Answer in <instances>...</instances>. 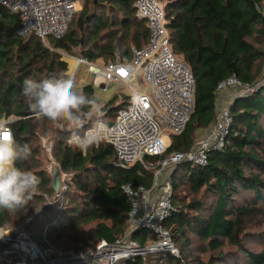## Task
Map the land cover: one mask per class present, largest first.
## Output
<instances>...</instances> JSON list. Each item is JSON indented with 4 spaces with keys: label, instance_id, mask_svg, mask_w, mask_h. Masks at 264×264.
Here are the masks:
<instances>
[{
    "label": "trees",
    "instance_id": "trees-1",
    "mask_svg": "<svg viewBox=\"0 0 264 264\" xmlns=\"http://www.w3.org/2000/svg\"><path fill=\"white\" fill-rule=\"evenodd\" d=\"M80 1L82 9L66 36L49 39V45L36 36L21 37L20 16L0 6V120L15 118L10 124L14 138L32 150L17 167L40 178L25 206L14 212L0 209V226L28 220L31 237L48 226L49 246L64 251L94 248L101 240L112 243L124 234L131 203L122 187L150 188L155 173L141 164L119 167L114 147L106 142L87 153L69 145V124L57 129L38 117L22 94L25 78L68 73L62 52L79 51L77 55L90 63L101 58L114 61L117 55L128 62L133 48L147 44L150 33L146 22L136 16L135 0ZM164 4L173 51L195 78V109L185 132L172 136L166 154L146 157L147 164L193 148L198 132L210 128L218 117L220 83L235 76L255 89L235 97L224 145L209 151L207 164L184 162L171 174L173 210L164 225L179 256L156 252L121 264H264V251L256 253L245 244L249 226L259 219L264 222V0H164ZM83 93L95 96L94 86H85ZM126 100L127 96L117 104L115 96L104 106L101 119L111 125ZM93 122L86 123L84 130ZM49 135L55 138L53 155L60 170L70 175L60 197L44 160L41 137ZM132 239L145 247L156 236L138 230ZM225 246L232 249L226 251ZM6 248L0 242V257Z\"/></svg>",
    "mask_w": 264,
    "mask_h": 264
},
{
    "label": "built area",
    "instance_id": "built-area-1",
    "mask_svg": "<svg viewBox=\"0 0 264 264\" xmlns=\"http://www.w3.org/2000/svg\"><path fill=\"white\" fill-rule=\"evenodd\" d=\"M77 4L79 0H0V6L20 16L18 34L21 37L36 36L44 43L66 36L74 16L81 9ZM134 6L136 16L146 22L150 36L145 46L132 49L130 61L123 62L117 55L114 61L103 66L93 65L84 58H78L76 62L77 67L88 66L94 87L104 91L113 84L127 87L128 100L119 109L114 122L108 125L104 141L114 147L119 167L130 169L141 164L155 170L152 186L122 187L131 203L128 229L114 242L101 240L94 248L57 249L49 246L46 232L43 236L46 245L41 246L33 240L26 225L17 228L0 226V242L7 246L0 264H121L156 252L179 256L172 233L164 225L173 210L171 174L184 162L199 166L207 164L209 151L224 145L231 122L229 109L235 97L250 93L255 87L243 85L235 76L220 83L215 132L199 140L187 153L174 152L156 164H147L146 157H162L172 143V136L185 132L195 109V78L184 59L173 51L164 1L135 0ZM138 72H142L137 84L140 92L131 82ZM235 89L240 92L231 97V91ZM223 95L226 100L222 99ZM11 118L0 120V135L13 136ZM43 148L52 157V146L43 144ZM57 168L60 169L55 162L47 167L50 174ZM60 178L56 197L67 189L65 182L70 175L61 171ZM46 199L49 200L47 196ZM138 230L151 231L156 236L155 241L140 246L132 239V234Z\"/></svg>",
    "mask_w": 264,
    "mask_h": 264
},
{
    "label": "clouds",
    "instance_id": "clouds-1",
    "mask_svg": "<svg viewBox=\"0 0 264 264\" xmlns=\"http://www.w3.org/2000/svg\"><path fill=\"white\" fill-rule=\"evenodd\" d=\"M22 94L38 117L51 121L57 129L71 125L68 143L83 153L99 147L108 134V125L101 119L102 103L98 97L77 90L70 74L61 72L40 80L25 78ZM91 121L92 126L84 130V125ZM31 155L27 143H17L12 135H0V209L14 212L33 198L40 178L17 167L18 161Z\"/></svg>",
    "mask_w": 264,
    "mask_h": 264
},
{
    "label": "rangeland",
    "instance_id": "rangeland-1",
    "mask_svg": "<svg viewBox=\"0 0 264 264\" xmlns=\"http://www.w3.org/2000/svg\"><path fill=\"white\" fill-rule=\"evenodd\" d=\"M82 6H83V3H82V1L79 0V6L78 7H81V9H82ZM45 44L46 45H49L50 44V40H47L45 42ZM75 53L78 54L79 51H75ZM77 54L76 55H70V54H67L65 52H62L63 59L66 60L67 61V64H68V73L67 74H70V71L72 72V69H71L72 68L71 60H76V59L80 58V56H78ZM102 61L104 62V60H102ZM102 61H99L98 63L102 64L103 63ZM92 64L99 66L97 64V62L92 63ZM69 68H70V70H69ZM262 75H263V77L261 78V81L264 82V79H263L264 78V73ZM141 77H142V72H138L132 78V80H131L132 84L134 86H136V90L138 92H140V90L137 87V84L140 82ZM79 78L80 79L82 78L84 80L83 81V84H85V85L92 84V82H93L92 81V76H91V74L89 72L88 66L82 64V65H79L77 67V70H76L75 75H74L75 83H76V80L79 79ZM94 88L96 90V97H98L99 101L102 103L103 108L115 96H117L119 98V101L117 102V104H121L122 100L124 99V97L128 93L127 87L124 86V85H119V84H113V85H111L110 88L108 90H106V91L101 90V88H98V87H94ZM239 92H240V89H235V90H232L231 91V94L230 95L232 97V96L236 95ZM230 95H228L227 98ZM222 99H225L226 100V98H225L224 95H223V98ZM103 108H102V110H103ZM102 113L103 114H102L101 118H104L105 117V113L104 112H102ZM217 118H216V120H217ZM14 120H15V118L12 117L11 118V121H14ZM216 127H217V124L214 123L210 128L200 130L198 132V135H197L196 143L199 140H201V139H203V138L211 135L213 132H215ZM67 130H72L71 125H68L67 126ZM103 142H105V141L103 140ZM41 143H42V146H43V144H46V145L52 146V148H53L54 143H55V138H54L53 135L44 136V137L42 136L41 137ZM44 153H45V157H44L45 165L47 167H49L52 164V162H55L56 164H58L57 161H56V159H55V157H54V155H53V150H52V157H50L49 154L45 150H44ZM67 182L68 181H66L65 184H67ZM259 220H257L251 226H249L248 231H247L249 235L245 239V244H246L247 248L250 249V250H252V251H254V252H256V253H259V252L264 251V222L263 221L258 222ZM28 224H29V221L26 220V221H23V222H21L19 224L11 225V227L10 226L9 227L10 228H17V227H20V226H23V225H26L27 226ZM46 230H47V226H45L44 229H43V232H42L43 236H44ZM29 233H31V232L29 231ZM42 234H35V235H33L32 238L39 245L44 246L45 243H44ZM229 249H232V247L225 246V248H224V250H226V251L229 250ZM207 256L209 257V255H205V257H203V258L207 259L208 258Z\"/></svg>",
    "mask_w": 264,
    "mask_h": 264
},
{
    "label": "water",
    "instance_id": "water-1",
    "mask_svg": "<svg viewBox=\"0 0 264 264\" xmlns=\"http://www.w3.org/2000/svg\"><path fill=\"white\" fill-rule=\"evenodd\" d=\"M52 177H53V188H54L55 192L58 193L60 190V186H61V178H60L61 177V171L59 168L54 170Z\"/></svg>",
    "mask_w": 264,
    "mask_h": 264
},
{
    "label": "crops",
    "instance_id": "crops-1",
    "mask_svg": "<svg viewBox=\"0 0 264 264\" xmlns=\"http://www.w3.org/2000/svg\"><path fill=\"white\" fill-rule=\"evenodd\" d=\"M102 60H104V59L101 58V59H98V60L96 61L97 64H98L99 66H101L103 63H104V64L106 63L105 60H104V62H103ZM65 61H66V60H65ZM99 61H102L103 63L100 64V63H98ZM66 62H67V61H66ZM104 64H103V65H104ZM103 65H102V66H103ZM83 81H84V80H83L82 78H81V79L79 78V79L76 80V85H77L76 88L78 87L77 90H80V91H82V92H83V88H84L85 86H87V85L83 84ZM88 85H90V84H88ZM95 96H96V90H95ZM126 96H127V94H126Z\"/></svg>",
    "mask_w": 264,
    "mask_h": 264
},
{
    "label": "bare ground",
    "instance_id": "bare-ground-1",
    "mask_svg": "<svg viewBox=\"0 0 264 264\" xmlns=\"http://www.w3.org/2000/svg\"><path fill=\"white\" fill-rule=\"evenodd\" d=\"M79 6V4H77V7ZM71 65H72V72L70 71V74L72 75V74H74V72L76 71V69H77V62H76V60H71ZM69 70H70V68H69Z\"/></svg>",
    "mask_w": 264,
    "mask_h": 264
}]
</instances>
